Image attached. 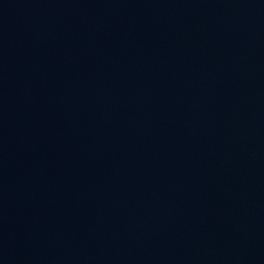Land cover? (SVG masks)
I'll return each mask as SVG.
<instances>
[{
    "label": "water",
    "instance_id": "obj_1",
    "mask_svg": "<svg viewBox=\"0 0 264 264\" xmlns=\"http://www.w3.org/2000/svg\"><path fill=\"white\" fill-rule=\"evenodd\" d=\"M0 264H264V0H0Z\"/></svg>",
    "mask_w": 264,
    "mask_h": 264
}]
</instances>
